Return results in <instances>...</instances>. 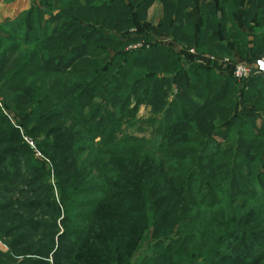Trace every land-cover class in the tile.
<instances>
[{"label": "trees", "instance_id": "1", "mask_svg": "<svg viewBox=\"0 0 264 264\" xmlns=\"http://www.w3.org/2000/svg\"><path fill=\"white\" fill-rule=\"evenodd\" d=\"M262 58L264 0H30L3 19L0 264H264V77L232 73Z\"/></svg>", "mask_w": 264, "mask_h": 264}, {"label": "rangeland", "instance_id": "2", "mask_svg": "<svg viewBox=\"0 0 264 264\" xmlns=\"http://www.w3.org/2000/svg\"><path fill=\"white\" fill-rule=\"evenodd\" d=\"M30 6V5H29ZM160 6L158 5V7H155V11L154 10H152V12H151V14H152V16H154V14L157 12L158 13V11H160ZM221 17V16H220ZM239 19V21L241 20L240 18H238ZM246 33H247V35H248V38L251 40L252 39V33H251V30H246ZM157 35V34H156ZM156 35H154L155 37H156ZM156 40L157 41H159V42H162V43H166V44H170L171 43V45H173V47H174V49H175V51H177V52H182L183 53V58L185 59L184 61L185 62H192V61H194V59L192 58V56L191 55H188L187 53H186V51L182 48V47H180L179 45H176L174 42H172L170 39H167V38H163V37H159V35H157V38H156ZM137 46V45H136ZM130 48H134V46L133 47H130ZM217 60V59H216ZM222 61V60H221ZM238 63H240V62H238ZM245 63H247V64H252L251 62H245ZM254 63V62H253ZM207 64L209 65V66H211V67H213L215 70H217L218 72H223V73H225V72H227V68L225 67V65H223V64H220V63H216V62H213V61H211L210 60V62H208L207 61ZM233 69V68H232ZM229 73V72H228ZM255 73V71H253V74ZM259 75V74H258ZM241 109V108H240ZM6 113L7 114H10L9 113V111H6ZM11 115V118H12V120H13V123H15V124H18L17 123V121L15 120V116L14 115H12V114H10ZM138 116L139 117H141L142 119H147V118H149L150 116H151V114H150V110H149V108H146V107H141V109H140V112H139V114H138ZM25 140L27 141V143L29 144V145H31L30 143H32L33 144V142H32V138H30L29 136H25ZM32 147H34V145L32 146ZM38 155L40 156L41 154L40 153H38ZM61 230H62V228H61ZM146 234V233H145ZM146 236H147V234H146ZM0 249H2V250H6V247L5 246H3L1 243H0Z\"/></svg>", "mask_w": 264, "mask_h": 264}, {"label": "built area", "instance_id": "3", "mask_svg": "<svg viewBox=\"0 0 264 264\" xmlns=\"http://www.w3.org/2000/svg\"><path fill=\"white\" fill-rule=\"evenodd\" d=\"M140 45L134 46V48L138 47ZM191 53H195L194 50L190 51ZM211 60L216 61V59L211 58ZM220 64H223L226 66L230 65L231 63L227 60L224 59L220 61ZM253 71H255L254 74H262L264 76V58L258 59L256 62L250 64H247L245 62H240L236 63L233 66V77L238 81V82H243L244 80L248 79L252 74ZM31 146H33L32 143H30Z\"/></svg>", "mask_w": 264, "mask_h": 264}, {"label": "crops", "instance_id": "4", "mask_svg": "<svg viewBox=\"0 0 264 264\" xmlns=\"http://www.w3.org/2000/svg\"><path fill=\"white\" fill-rule=\"evenodd\" d=\"M30 5V0H16L12 4L0 3V22L7 18L13 17L20 13L21 11L27 9Z\"/></svg>", "mask_w": 264, "mask_h": 264}, {"label": "water", "instance_id": "5", "mask_svg": "<svg viewBox=\"0 0 264 264\" xmlns=\"http://www.w3.org/2000/svg\"><path fill=\"white\" fill-rule=\"evenodd\" d=\"M219 16H221V14H219ZM258 76H260V77H264L262 74H259Z\"/></svg>", "mask_w": 264, "mask_h": 264}]
</instances>
